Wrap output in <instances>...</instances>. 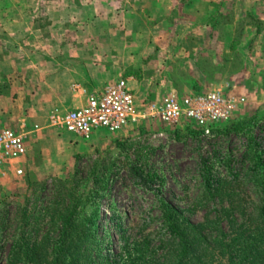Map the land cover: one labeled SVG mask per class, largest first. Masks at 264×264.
Returning a JSON list of instances; mask_svg holds the SVG:
<instances>
[{"label":"rangeland","instance_id":"374dc122","mask_svg":"<svg viewBox=\"0 0 264 264\" xmlns=\"http://www.w3.org/2000/svg\"><path fill=\"white\" fill-rule=\"evenodd\" d=\"M249 1L175 0L157 7L153 0H21L20 8L52 13L50 19L39 16L37 24L55 20L70 29L83 27L84 37L93 26L83 16L89 9L142 10L141 15L120 19L109 12L97 24L100 39L108 37L103 25L111 21L129 29L122 35L129 48L117 50L113 82L127 83L138 116L115 133L101 132L88 140L46 128L45 114L29 117L35 120L29 124L38 127L33 132L14 129L25 141L35 134L39 138H31L32 156L18 163L22 175H0V264H11L14 255L32 257L35 247L50 257L62 231L58 211H73L74 230L87 225L90 233L97 227L103 252L99 259V247L90 251L92 264H107L122 245L134 241L144 244L154 259L150 264H157L168 234L162 203L200 223L227 206L225 200L204 196L208 179L225 178L246 199L244 205L252 206L248 199L257 200L258 188L243 176L251 164L244 155V131L264 148V19L251 15ZM1 5L14 9L17 2ZM5 85L0 81V88ZM169 93L179 98L218 93L230 99L234 109L227 120L207 127L184 118L166 124L143 115L149 104ZM237 217L235 226L242 221ZM220 228L233 229L225 220Z\"/></svg>","mask_w":264,"mask_h":264},{"label":"crops","instance_id":"0c3cea01","mask_svg":"<svg viewBox=\"0 0 264 264\" xmlns=\"http://www.w3.org/2000/svg\"><path fill=\"white\" fill-rule=\"evenodd\" d=\"M4 1L0 0V81H6L7 85L0 88V130L18 126L26 127L28 133L38 128L29 124L35 121L29 119L36 113L49 115L45 117L44 126L54 127L51 120L55 115L82 107L91 92L101 91L114 83L119 62L117 50L129 48L125 45L129 44L128 39L122 37L129 29L111 21L108 27L103 25L108 37L100 39L101 29L97 24L112 14L109 12H113L111 16L116 19L133 17L134 13L138 16L143 12L134 6L124 9L120 6L118 11L115 6L103 12L89 9L83 16L91 19L93 26L89 25V36L84 37L83 27L70 29L57 25L55 20L51 25L48 22L37 24L39 16L50 19L52 13L49 11L41 13L20 8L21 0H15L14 9H4L1 5ZM153 1L158 7L160 2L175 0ZM249 2L247 7H250L251 15L264 19V0ZM53 109L60 110L55 112ZM36 135L25 141L26 154L19 163L32 156L31 138H39Z\"/></svg>","mask_w":264,"mask_h":264},{"label":"trees","instance_id":"16d2710c","mask_svg":"<svg viewBox=\"0 0 264 264\" xmlns=\"http://www.w3.org/2000/svg\"><path fill=\"white\" fill-rule=\"evenodd\" d=\"M234 129L239 131L241 128L234 126ZM244 132L247 141L244 155L251 164L243 176L258 188L257 200L248 199L252 206H245L246 199L236 191L231 181L223 178L208 179L204 196L225 200L227 206H222L214 217H207L200 223L186 220L175 207L166 202L162 203L160 214L168 234L162 242L161 263L157 260V264H264V148L248 130ZM236 176H239L238 173H235ZM73 214V211H58L57 218H62V231L50 257L35 247L32 249V257L24 253L23 259H14V255L10 263L92 264L94 261L90 257V251L96 247H99L96 258L101 259L103 249L98 240L97 227L90 233L91 227L87 225H83L78 231L74 230L70 225ZM98 214L97 211L94 222H97ZM237 216L242 221L235 226ZM223 220L231 224L233 229L225 231L220 228ZM120 239L126 241L123 235ZM143 245L138 241L131 245H122L119 253L107 264L154 262L153 256L148 254Z\"/></svg>","mask_w":264,"mask_h":264},{"label":"built area","instance_id":"2783aa9c","mask_svg":"<svg viewBox=\"0 0 264 264\" xmlns=\"http://www.w3.org/2000/svg\"><path fill=\"white\" fill-rule=\"evenodd\" d=\"M234 109V103L218 93L187 94L182 98L169 93L160 102L146 107V114L166 124L177 123L182 118L197 125L227 120ZM138 116L131 91L124 80L107 85L101 91L91 92L82 107L55 115L54 127L88 140L101 132L115 133ZM26 154L25 137L11 128L0 130V175L23 174L18 167Z\"/></svg>","mask_w":264,"mask_h":264}]
</instances>
